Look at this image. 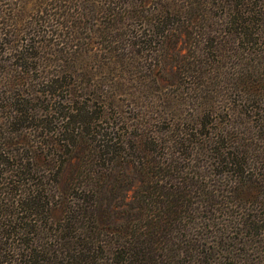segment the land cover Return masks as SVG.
I'll return each mask as SVG.
<instances>
[{"label": "trees", "instance_id": "16d2710c", "mask_svg": "<svg viewBox=\"0 0 264 264\" xmlns=\"http://www.w3.org/2000/svg\"><path fill=\"white\" fill-rule=\"evenodd\" d=\"M24 2L0 0V264H263L264 0Z\"/></svg>", "mask_w": 264, "mask_h": 264}, {"label": "rangeland", "instance_id": "374dc122", "mask_svg": "<svg viewBox=\"0 0 264 264\" xmlns=\"http://www.w3.org/2000/svg\"><path fill=\"white\" fill-rule=\"evenodd\" d=\"M49 3V0H25V2H24V5H23V8H22V13H23V10H25L26 11V14H24V17L25 18H31L33 15H34V13H36V10H34V8H41V9H44L46 6H47V4ZM34 12V13H33ZM21 13V14H22ZM21 17H22V15H21ZM29 22V21H28ZM27 28V33H29V34H31V32H33L34 30L33 29H30V28H28V27H26ZM43 30L42 31H45V27H43L42 28ZM70 31H71V29H70ZM57 32H61V34L59 35L60 36V38L62 39L65 35H68L67 34V28L66 27H63V29H58V31ZM159 48V47H158ZM154 50V54L156 53V52H158V51H155V48L153 49ZM157 50V49H156ZM160 52L162 53V54H164V53H166V51H164V47L163 46H161V48H160ZM159 53V52H158ZM142 64H144V62L143 63H141V65ZM140 71H144L143 69H141V68H137V69H135V70H133L132 72H140ZM158 73H160L161 75H162V77L163 78H168V75L167 74H165V73H163V72H158ZM169 75H171L170 73H169ZM150 80H151V78H150ZM151 85L153 86V90H152V88H151V91H156L157 90V88H154V87H157L156 86V84L154 83V79H152L151 80ZM264 264V263H263Z\"/></svg>", "mask_w": 264, "mask_h": 264}]
</instances>
